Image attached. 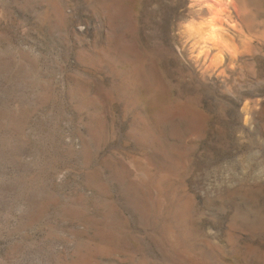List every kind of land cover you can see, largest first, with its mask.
<instances>
[{
  "label": "rangeland",
  "instance_id": "obj_1",
  "mask_svg": "<svg viewBox=\"0 0 264 264\" xmlns=\"http://www.w3.org/2000/svg\"><path fill=\"white\" fill-rule=\"evenodd\" d=\"M0 264H264V0H0Z\"/></svg>",
  "mask_w": 264,
  "mask_h": 264
}]
</instances>
